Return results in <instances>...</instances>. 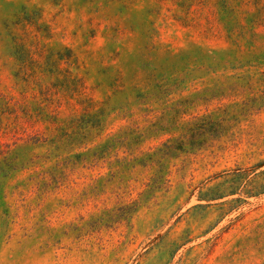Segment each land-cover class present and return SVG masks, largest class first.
<instances>
[{"label":"rangeland","instance_id":"374dc122","mask_svg":"<svg viewBox=\"0 0 264 264\" xmlns=\"http://www.w3.org/2000/svg\"><path fill=\"white\" fill-rule=\"evenodd\" d=\"M0 264H264V0H0Z\"/></svg>","mask_w":264,"mask_h":264},{"label":"trees","instance_id":"16d2710c","mask_svg":"<svg viewBox=\"0 0 264 264\" xmlns=\"http://www.w3.org/2000/svg\"><path fill=\"white\" fill-rule=\"evenodd\" d=\"M21 21H26V22H29V23H34V21H31L30 19H28L27 17H23L22 19H21ZM68 58V60H69V57H67ZM68 62V61H67Z\"/></svg>","mask_w":264,"mask_h":264}]
</instances>
